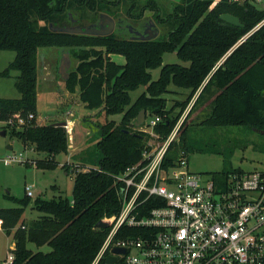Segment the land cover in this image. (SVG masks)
Instances as JSON below:
<instances>
[{
	"label": "trees",
	"instance_id": "16d2710c",
	"mask_svg": "<svg viewBox=\"0 0 264 264\" xmlns=\"http://www.w3.org/2000/svg\"><path fill=\"white\" fill-rule=\"evenodd\" d=\"M120 2L0 0V50L15 53L0 78L16 71L14 88L19 93L18 98H0V118L36 116L40 48L68 54L72 66L62 80L64 88L69 93L77 89L84 107L104 116L95 146L75 155L80 169L74 171L70 198L31 201L26 194L19 199L6 196L18 205L0 208V228L5 234L18 227L11 235L9 264H93L110 230L94 226L118 213L121 205L120 184L114 176L138 163L143 150L153 146L148 142L163 143L191 99L195 98L166 148L163 168L174 165L180 153L219 154L223 168L211 173L218 179L230 172L234 149L247 144L238 132L264 131V2L257 7L254 0H179L164 15L152 0L132 14V2L128 15L139 19L142 10L155 9L153 20L167 28L163 37L150 40H131L118 31L98 36L49 27L71 25L68 14L78 25L86 10L92 19L99 12L114 16L109 6ZM225 13L237 17L241 26L222 21L219 16ZM241 38L244 41L239 44ZM165 53H175L186 64L162 65ZM113 55L123 57V62L114 61ZM158 67V78L152 80L150 70ZM54 69L59 76L56 65ZM169 85L185 90L186 96L168 107L163 95L170 92ZM139 87L144 90L131 100L130 92ZM140 110L160 118L152 128L154 136L133 125ZM115 114L121 115L119 123L106 119ZM10 134L25 148L46 155L36 161L37 168L55 169V157L68 151L65 128L40 124L34 118L12 128ZM260 150L264 154V136ZM84 166L88 169L83 170ZM29 205L39 216L25 223L22 215ZM120 237L117 232L115 238ZM28 244L46 245L49 250L32 251ZM96 264H105V259Z\"/></svg>",
	"mask_w": 264,
	"mask_h": 264
},
{
	"label": "built area",
	"instance_id": "2783aa9c",
	"mask_svg": "<svg viewBox=\"0 0 264 264\" xmlns=\"http://www.w3.org/2000/svg\"><path fill=\"white\" fill-rule=\"evenodd\" d=\"M15 115L16 126L34 118ZM159 121L150 117L145 123L149 133ZM66 122L69 142L72 127ZM176 131L164 146L143 150L138 163L114 176L121 205L102 220L110 230L93 264L111 255L112 248L124 249L114 264H264V161L260 169H234L218 179L189 172L183 153L163 168ZM13 161L26 162L19 154L6 157L4 164ZM25 192L32 195L29 187ZM11 260L9 254L3 264Z\"/></svg>",
	"mask_w": 264,
	"mask_h": 264
},
{
	"label": "rangeland",
	"instance_id": "374dc122",
	"mask_svg": "<svg viewBox=\"0 0 264 264\" xmlns=\"http://www.w3.org/2000/svg\"><path fill=\"white\" fill-rule=\"evenodd\" d=\"M155 4V8L158 7L161 15L170 11L172 5H175L179 0H152ZM134 2V7L132 14L139 11V8L145 4L146 0H121L117 4L109 6V10L113 11L117 15H120L124 23H128L129 19L126 14L130 6ZM257 7H261L264 0H254ZM86 10V9H85ZM155 10V9H154ZM151 9H146L144 11L143 19L152 18L155 12ZM86 17L82 18V24L88 22V18L92 20V14L86 10ZM97 17V16H96ZM95 17V18H96ZM264 22V21H262ZM158 29V37H163L167 28L160 24H156ZM126 34V33H125ZM125 34H121L125 36ZM156 36V37H157ZM66 52L58 53L55 48H40L39 49V71L37 77V93L38 99L36 104V116L34 117L36 122L40 124H50L59 121L70 122L72 132L69 135V142L75 146L74 148L68 149L66 154H59L55 157L58 165L53 170L41 169L35 166L36 161L45 158L44 153L36 152L33 149H27L23 146V143L16 137L10 134L12 128H16L15 120L16 115H10L7 119L0 118V131H4V135H0V208H13L18 205L6 196H11L14 198H22L25 192V187H29L32 195L30 196L31 201L36 197H41L44 199L55 198L58 196L70 198L71 188L73 184L74 171L77 155L81 150L83 151L86 147L91 150L97 140L98 135V124L103 123L104 116L99 115L97 110H88L84 107L82 102L78 98L77 89L73 93H69L63 85V79L55 74L54 66L58 68L60 66V61L64 57ZM15 53L13 51H2L0 50V71H2L8 63L13 60ZM70 64L66 69L71 68L72 60L68 56ZM112 59L118 63L123 62V57L113 55ZM166 63H181L175 53H165L162 58V65ZM160 67L150 70L151 79L155 80L158 78ZM17 76L16 71H11L8 77L0 78V98H18L19 93L14 88V81ZM143 87H139L134 91L130 92L131 100H134L142 91ZM169 93L163 95L167 99V106H171L176 101H182L185 96V90L174 87L173 85L168 86ZM192 100L188 103L186 109L177 120L172 132L173 134L181 122L185 118ZM69 111V112H68ZM195 117V114H193ZM191 118V117H190ZM107 120H113L119 123L121 119L120 114L109 115L106 117ZM150 119L149 116H145L143 124L139 127L140 130L148 132L145 123ZM7 121H11L8 124ZM147 124V123H146ZM200 130V129H197ZM200 132H198V135ZM209 138L210 133H206ZM169 135V137H170ZM150 136H154L153 132H150ZM68 137V135H67ZM215 137L214 139H217ZM238 138L246 142L245 147L238 146L234 149L231 157V170L237 169L243 172H251L253 170L260 169L263 165L264 154L260 150L263 143V136L259 133L253 131H243L238 132ZM167 140L163 143L158 144L154 139L151 140L153 143L152 148H157L158 145L164 146ZM79 146V147H78ZM160 147V148H161ZM78 149H81L78 151ZM21 155V157L26 160V162L13 161L9 164H4V159L12 155ZM188 158V171L194 174H204L209 175L213 172L220 171L222 167V156L219 154H201L198 152H193L187 155ZM75 159V160H74ZM31 160V161H30ZM32 161L35 163L33 164ZM68 170V171H65ZM39 213L31 208V205L27 206L23 212V220L25 223H29L32 220L37 219ZM11 230V235L15 229ZM11 235H6L5 232L0 228V264L7 261L10 250L13 247ZM28 248L32 251H48L49 247L43 245L36 248L32 244H28Z\"/></svg>",
	"mask_w": 264,
	"mask_h": 264
},
{
	"label": "water",
	"instance_id": "95a60500",
	"mask_svg": "<svg viewBox=\"0 0 264 264\" xmlns=\"http://www.w3.org/2000/svg\"><path fill=\"white\" fill-rule=\"evenodd\" d=\"M100 18H106L108 19V22L105 24H100V26L98 28H81V27H52V25H50L49 27L51 28L52 31H57V32H64V33H74V34H85V35H99V36H105L111 33L113 26H114V22L111 18H109L108 16L102 14L100 15ZM219 18L224 21L227 24L230 25H234V26H241V24L239 23V20L237 17L230 15V14H221L219 16ZM156 34H149L147 36H140L138 37L139 40H150L153 39L155 37ZM245 38V37H244ZM244 38H241L239 41V44L241 42L244 41ZM233 49H231L232 51ZM231 51H229L227 53V55H229L231 53ZM64 57H62L63 59L60 61V66L58 68V74L62 79H66L68 77V74L66 72V69L69 67L70 61L68 58V54L65 53L63 55ZM220 63H218L219 65ZM144 118H145V111L144 110H140L139 113L137 114L136 118L133 121V125L136 128H139L143 122H144ZM70 124V123H69ZM68 126H71L69 125ZM52 126H56V127H65L67 125L66 121H59V122H55V123H51ZM259 133L264 136V131H259ZM5 132L4 131H0V135H4ZM108 226V223L102 220H99L96 224H95V228L100 229V228H106ZM111 255H108L105 258V264H114L116 261V255L117 254H122L124 253V249H120V248H112L111 249Z\"/></svg>",
	"mask_w": 264,
	"mask_h": 264
},
{
	"label": "flooded vegetation",
	"instance_id": "af4514ba",
	"mask_svg": "<svg viewBox=\"0 0 264 264\" xmlns=\"http://www.w3.org/2000/svg\"><path fill=\"white\" fill-rule=\"evenodd\" d=\"M145 10H142L143 11L142 16L139 19H135V18L131 17L130 15L126 14L127 18L129 19L128 23H124L123 18L120 15H117V11H116V14L114 16L109 15V14L104 13V12H99L96 18H94L92 20L88 18V22L86 24H84V22L82 24V20L83 21H85V20L81 19V23L78 25L76 24V21L74 20V18H71V15L68 14L71 25L62 26V27L98 28L100 26V24H105L108 22V19L100 18V15L104 14V15L108 16L109 18H111L114 22V26H113L111 33L115 32V31H118L117 32L118 34H123V35L126 33L125 35L128 36L131 40H139L138 37L147 36L149 34H156L155 35V37H156L158 34V29L156 27V24H158V23L155 20H153L152 18L143 19Z\"/></svg>",
	"mask_w": 264,
	"mask_h": 264
},
{
	"label": "crops",
	"instance_id": "0c3cea01",
	"mask_svg": "<svg viewBox=\"0 0 264 264\" xmlns=\"http://www.w3.org/2000/svg\"><path fill=\"white\" fill-rule=\"evenodd\" d=\"M194 99H195V98H193L192 103H193ZM192 103L190 104V106L192 105ZM68 112H69V111H68ZM195 113H196V112H195ZM195 113H194V114H195ZM72 129H73V128H72ZM71 132H72V131H71ZM70 144H71V145L69 146V149H70V148H74V149H72V150H75V146L72 144V140H71V143H70ZM78 147H79V146H78ZM69 149H68V151H69ZM80 150H81V149H78V151H80ZM69 152H70V151H69Z\"/></svg>",
	"mask_w": 264,
	"mask_h": 264
}]
</instances>
